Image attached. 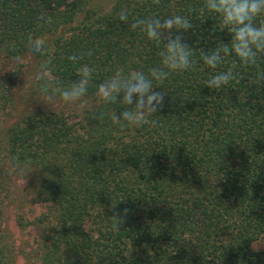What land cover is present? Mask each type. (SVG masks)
Masks as SVG:
<instances>
[{
  "label": "trees",
  "instance_id": "obj_1",
  "mask_svg": "<svg viewBox=\"0 0 264 264\" xmlns=\"http://www.w3.org/2000/svg\"><path fill=\"white\" fill-rule=\"evenodd\" d=\"M26 62L0 264L19 191L36 264H264V0H0V116Z\"/></svg>",
  "mask_w": 264,
  "mask_h": 264
},
{
  "label": "rangeland",
  "instance_id": "obj_2",
  "mask_svg": "<svg viewBox=\"0 0 264 264\" xmlns=\"http://www.w3.org/2000/svg\"><path fill=\"white\" fill-rule=\"evenodd\" d=\"M19 78L14 86L13 102L10 108L0 116V148L5 137L6 130L17 121L25 112L32 108L43 107L45 109L63 111L65 114L71 113L76 108L73 104L57 101H40L30 92V85L36 76V66L32 62L22 63L20 67ZM15 176L10 179L14 192L22 190L24 183L16 180ZM17 181V182H16ZM11 184V183H10ZM17 188L19 190H17ZM20 191L16 194V199L5 211V222L3 223L2 238L5 248L10 252V264H36L32 259V239L34 232L32 230L20 231L16 225V218L22 212L26 218H32L40 212L39 207L30 206L31 199L19 203ZM258 251L264 252V238L258 242L255 247Z\"/></svg>",
  "mask_w": 264,
  "mask_h": 264
}]
</instances>
